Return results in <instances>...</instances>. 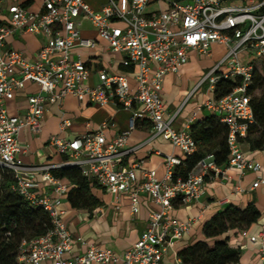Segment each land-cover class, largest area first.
Segmentation results:
<instances>
[{"label": "built area", "instance_id": "2783aa9c", "mask_svg": "<svg viewBox=\"0 0 264 264\" xmlns=\"http://www.w3.org/2000/svg\"><path fill=\"white\" fill-rule=\"evenodd\" d=\"M25 0H0V167L13 179L11 191L49 217L51 229L43 236L22 241L18 261L22 264H161L168 249L191 227L192 221L178 222L170 213L177 204L199 198L205 178L224 176L227 169L239 174L258 172L261 164L246 159L241 149L248 126L253 123L247 87L253 77V61L264 59V0H106L92 10L84 0H44L37 11H30ZM157 10L147 12L149 6ZM81 20L88 21L110 51L123 55L121 65L134 69L131 75L135 91L130 92L126 74L98 70V84L91 86L89 70L75 48L91 49L94 43L80 35ZM15 31L45 37V44L35 59L6 47V39ZM212 44L225 49L223 58L198 82L207 83L211 96L197 109L215 115L227 129L226 167H217L213 156L199 161L186 178L174 177L181 159L165 155V174L161 180L154 170L143 168V161L124 165L134 152L127 148V134L106 140L103 131L108 122L95 130L86 125V133L73 140L49 139V145L67 160L62 164L30 166L19 156L24 153L18 143L23 128L31 134L40 132L47 104L61 107L66 96L85 99L96 106L113 104L131 113L129 128L137 118L151 124L149 140L159 138L178 150L182 157L196 152L188 126L176 131L172 118L165 119L161 100L162 82L168 74H178L187 63L188 53L210 57ZM220 79L237 80L238 86L229 94L213 98ZM27 84L38 87L37 94L26 97L27 109L22 116H10L5 103ZM138 107V109H135ZM70 121L62 117L59 131L64 132ZM62 166H75L91 184L115 195L126 194L130 214L138 213V197L146 195L158 207L149 214L148 228L137 242L122 255L109 250L89 247L80 256L65 259L71 250V236L58 209L67 187L52 175ZM136 172L140 174L137 183ZM49 187L42 195L36 193L38 178ZM258 179L252 188H256ZM258 243V264H264V231L250 236ZM179 262V261H178Z\"/></svg>", "mask_w": 264, "mask_h": 264}, {"label": "crops", "instance_id": "0c3cea01", "mask_svg": "<svg viewBox=\"0 0 264 264\" xmlns=\"http://www.w3.org/2000/svg\"><path fill=\"white\" fill-rule=\"evenodd\" d=\"M44 0H25L24 3L30 11H37ZM248 0H236V3H245ZM94 11H98L106 0H84ZM79 26L80 35L94 43L91 49L75 48L73 54L85 64L89 70L88 84H98L97 73L100 69L108 72L126 74L129 80L130 92L135 91V83L131 78L134 69H125L121 65L122 54L110 51L106 42L101 40L86 20H81ZM6 47L21 53L26 60L32 62L40 49L45 44V37L15 31L5 41ZM222 46L212 44L210 53ZM224 56V53L215 58L200 57L194 52L188 53V60L178 74H168L162 82L161 100L164 104V118H172V126L176 131H182L192 119L193 124L202 120L207 114L198 112V108L211 96L207 92L204 83L196 88L199 80ZM206 88V89H205ZM38 87L27 84L24 90L14 94L12 100L5 103L8 115L22 116L26 112L28 95L37 94ZM135 109H138L136 107ZM131 113L113 104L96 106L75 97H65L61 107L47 104L41 120L40 132L31 134L27 128H23L18 137V143L23 147L24 153L19 158L27 165L38 166L46 164H62L67 159L56 152L50 146L49 139L57 137L61 140H73L86 133V125L95 130L103 122H108L103 131L106 140L126 133L127 148L135 149L130 154L124 165L129 166L132 162L143 161V168L154 170L156 178L161 180L165 174L163 158L165 155H173L182 158L180 152L174 149L168 142L159 138L150 139L151 124L144 118L134 121L133 129L129 128ZM64 117L70 121V126L62 133L59 131V121ZM189 125V126H190ZM243 156L249 160H255L261 164L258 172H245L239 174L234 169H227L224 176L215 175L205 178L199 198L187 204H177L170 213L178 222L192 221L191 227L178 240L172 249H168L161 264H179L176 252L182 248L203 241L202 225L214 214L222 211L226 205H232L238 209H244L248 203H252L260 213L259 219L244 231H238L231 236L230 243L239 250V261L237 264H258V243L251 242L248 237L256 236L264 231V182L259 183L256 188L252 185L261 179L264 181V150H250L247 144H242ZM137 183L140 174L136 172ZM38 189L36 193L44 194L49 190L40 179L37 180ZM60 199L58 209L63 212V221L71 236V250L64 255L65 259L80 256L89 247L109 250L116 256L122 255L130 249L139 239L142 232L148 228L149 214L158 210L146 195L138 197V213L133 217L129 210V199L126 194L115 195L95 186L91 187V194L98 200L99 206L87 210L71 208L66 200L70 185ZM207 243H211L207 241ZM97 264V263H95Z\"/></svg>", "mask_w": 264, "mask_h": 264}, {"label": "trees", "instance_id": "16d2710c", "mask_svg": "<svg viewBox=\"0 0 264 264\" xmlns=\"http://www.w3.org/2000/svg\"><path fill=\"white\" fill-rule=\"evenodd\" d=\"M253 77L247 87L253 123L248 126L242 144L250 150H264V59L253 61ZM239 82L220 79L213 92L219 99L231 93ZM189 133L196 144V152L181 158L174 169V177L186 178L196 164L207 155L213 156L214 164L224 168L228 162L226 146L227 129L215 115L207 114L202 120L189 126ZM53 177L67 182L70 189L66 200L73 209L90 212L99 206L91 194L90 183L75 166H62L52 171ZM13 179L10 172L0 167V264H22L18 255L22 241L45 235L51 224L48 215L39 207H33L11 191ZM260 217L252 203L244 209L232 205L214 214L202 225L204 240L176 252L179 264H237L239 250L229 241L238 231H244ZM210 241L211 243H207Z\"/></svg>", "mask_w": 264, "mask_h": 264}, {"label": "rangeland", "instance_id": "374dc122", "mask_svg": "<svg viewBox=\"0 0 264 264\" xmlns=\"http://www.w3.org/2000/svg\"><path fill=\"white\" fill-rule=\"evenodd\" d=\"M156 10H157V6H155V5L149 6L146 9L147 12H153V11H156ZM223 53H225V49L223 47L219 48L218 50H215V51L211 52L212 56H214L215 58L221 56ZM206 85H207V83H206Z\"/></svg>", "mask_w": 264, "mask_h": 264}]
</instances>
